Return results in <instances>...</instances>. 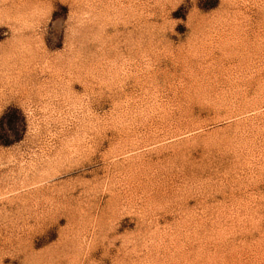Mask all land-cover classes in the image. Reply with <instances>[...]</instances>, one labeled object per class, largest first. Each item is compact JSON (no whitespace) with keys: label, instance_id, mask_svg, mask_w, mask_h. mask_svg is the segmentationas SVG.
Wrapping results in <instances>:
<instances>
[{"label":"rangeland","instance_id":"obj_1","mask_svg":"<svg viewBox=\"0 0 264 264\" xmlns=\"http://www.w3.org/2000/svg\"><path fill=\"white\" fill-rule=\"evenodd\" d=\"M0 264H264V0H0Z\"/></svg>","mask_w":264,"mask_h":264},{"label":"bare ground","instance_id":"obj_2","mask_svg":"<svg viewBox=\"0 0 264 264\" xmlns=\"http://www.w3.org/2000/svg\"><path fill=\"white\" fill-rule=\"evenodd\" d=\"M225 57H226V56H225ZM218 58H220V57L218 56ZM207 59L210 61L209 58H207ZM214 59H215V57H214ZM214 59H213V60H214ZM220 59H221V58H220ZM220 59H219V60H220ZM223 59H224V58H223ZM227 59H228V58H227ZM233 59H234V57H233ZM211 60H212V59H211ZM217 60H218V59H217ZM209 61H208V62H209ZM223 61H224V60H223ZM230 61H231V60H230ZM211 62H213V61H211ZM216 62H217V61H216ZM216 62H215V64L217 65ZM218 62H219V61H218ZM220 62H221V61H220ZM239 62H240V60H239ZM222 63H223V62H222ZM209 64H210V63H209ZM211 65H212V64H211ZM213 65H214V64H213ZM220 65H221V63H220ZM225 65H226V64H225ZM222 67H223V66H222ZM215 68H217V67H215ZM218 68L221 69V67H219V66H218ZM218 68H217V69H218ZM225 68H226V67H225ZM211 70H212V69H211ZM221 70H222V69H221ZM207 71H208V70H207ZM222 71H223V70H222ZM212 72H214V71H212ZM219 72H220V71H219ZM223 72H224V71H223ZM225 72H226V71H225ZM215 73L217 74V72H215ZM221 73H222V72H221ZM225 74H226V73H225ZM210 75H211V74H210ZM221 75H222V74H221ZM201 77H202V76H201ZM219 77H220V76H219ZM225 77H226V76H225ZM227 77H228V76H227ZM202 78H203V77H202ZM212 78H213V77H212ZM212 78H211V79H212ZM223 78H224V77H222L221 80H224ZM229 78H230V77H229ZM229 78H228L227 80H229ZM206 79H207V78H206ZM213 80H214V78H213ZM211 81H212V80H211ZM224 81H226V80H224ZM230 81H231V80H230ZM230 81H229V82H230ZM204 82H205V80H204ZM215 82H216V78H215Z\"/></svg>","mask_w":264,"mask_h":264}]
</instances>
